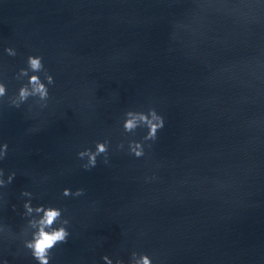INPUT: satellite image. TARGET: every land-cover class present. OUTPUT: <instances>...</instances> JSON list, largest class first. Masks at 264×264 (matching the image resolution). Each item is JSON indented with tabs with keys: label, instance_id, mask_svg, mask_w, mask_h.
<instances>
[{
	"label": "water",
	"instance_id": "obj_1",
	"mask_svg": "<svg viewBox=\"0 0 264 264\" xmlns=\"http://www.w3.org/2000/svg\"><path fill=\"white\" fill-rule=\"evenodd\" d=\"M16 48V56L3 52ZM28 54L53 75L48 107L0 103V224L23 197L63 208L71 235L50 264H264V5L258 0H0V77L9 94ZM165 118L145 156L117 150L124 111ZM143 130H137L139 139ZM111 140L110 164L76 153ZM155 174L156 179H146ZM64 187L84 188L65 197ZM16 208L13 209L12 205ZM9 264H36L0 239Z\"/></svg>",
	"mask_w": 264,
	"mask_h": 264
},
{
	"label": "clouds",
	"instance_id": "obj_2",
	"mask_svg": "<svg viewBox=\"0 0 264 264\" xmlns=\"http://www.w3.org/2000/svg\"><path fill=\"white\" fill-rule=\"evenodd\" d=\"M264 5V0H258ZM3 52L8 56H16L17 50L12 46H4ZM24 67H20L14 73V78L20 81L19 87L14 93L9 94L8 84L0 77V103L7 102L9 106L20 108L29 98L40 109L48 107L50 98V86L55 83L53 75L44 65L43 57L40 54H28ZM122 135L126 134V139H121L116 143L117 150L126 151L128 154L140 158L145 156L146 147H150L148 142L158 139L159 131L165 126L164 116L155 107L146 109H128L124 111L119 123ZM143 130V135L139 139L132 138L137 130ZM111 140L104 138L97 140L94 147H83L77 151L76 155L81 161L80 167L91 170L96 167L98 158L102 156L104 165L110 164ZM9 145L7 142H0V161L8 155ZM16 176L15 170H10L5 175V170L0 167V189H4L11 184ZM155 174L146 179H156ZM85 193L84 188L64 187L62 195L65 197H80ZM23 199V211L20 215L24 218V224L18 232L0 224V239H7L14 243L19 240L24 249H27L36 264H50L51 250L58 244L66 243L69 236L70 219L64 215V209L53 204L33 203L34 194L28 189L20 192ZM13 209L16 205H12ZM104 264H153V258L147 252L131 251L125 261L120 257L113 258L105 254L101 257ZM0 264H9V261L0 256Z\"/></svg>",
	"mask_w": 264,
	"mask_h": 264
}]
</instances>
